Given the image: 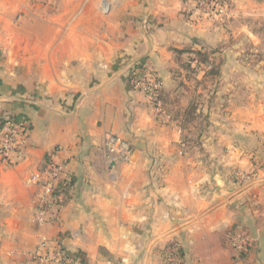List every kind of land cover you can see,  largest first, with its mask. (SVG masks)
Segmentation results:
<instances>
[{
	"label": "crops",
	"instance_id": "crops-1",
	"mask_svg": "<svg viewBox=\"0 0 264 264\" xmlns=\"http://www.w3.org/2000/svg\"><path fill=\"white\" fill-rule=\"evenodd\" d=\"M226 4L223 25L189 0H0V121L13 114L30 128L24 159L0 158V264H49L33 256L45 240L76 264H166L171 254L175 264H264V31L250 25H264V0ZM234 25L263 65L225 57L245 65L224 72L229 100L203 109L206 130L191 142L170 105L134 86L133 66L170 96L177 52L232 49ZM109 134L131 144L130 160L108 162ZM50 154L71 180L59 219L41 226L30 178ZM239 229L255 239L242 258L227 239Z\"/></svg>",
	"mask_w": 264,
	"mask_h": 264
},
{
	"label": "built area",
	"instance_id": "built-area-1",
	"mask_svg": "<svg viewBox=\"0 0 264 264\" xmlns=\"http://www.w3.org/2000/svg\"><path fill=\"white\" fill-rule=\"evenodd\" d=\"M196 10H200L208 4H217L220 0H189ZM132 81L136 88L142 90L149 97L159 101V92L162 82L148 67L138 64L133 66ZM29 126L16 115H6L0 121V158L9 166L17 165L24 159L25 148ZM104 151L108 162L128 161L133 156L134 150L131 144L124 138L109 134L104 141ZM256 171L235 172L233 182L238 185H245L252 181ZM31 182L39 188L35 208V220L38 225H45L59 219L61 213L62 190L69 184L71 176L66 164L56 158L54 154L47 157L44 165L34 172L30 178ZM238 257L241 253H248L254 245L255 239L244 229L236 230L227 237ZM43 250L33 254L40 261L49 264H76L64 250L59 241L45 240ZM177 259L169 255L166 264H175Z\"/></svg>",
	"mask_w": 264,
	"mask_h": 264
},
{
	"label": "rangeland",
	"instance_id": "rangeland-1",
	"mask_svg": "<svg viewBox=\"0 0 264 264\" xmlns=\"http://www.w3.org/2000/svg\"><path fill=\"white\" fill-rule=\"evenodd\" d=\"M226 2L227 0H220L217 4H208V6L200 10H196V12L199 14V17L201 16L202 18L209 20L213 19L217 22H222L224 25L225 22H227L226 20L231 17L228 16L229 8L227 7ZM251 16L255 15H239L235 23L240 25L242 18H251ZM250 25L253 29L260 26V28L264 31V25L262 24L250 22ZM238 27L234 25L232 34L227 38V41H233L232 49L227 48L226 50V44L224 41L215 46L195 49L196 51L201 50L209 53V60L207 63L200 66L197 64L196 58H198V56L196 53H193L195 50H190L189 52L181 55V61L178 60L177 56V60L174 62V66L172 67V75L175 79H173V87L177 89L171 92L169 101L171 102L173 112H178L181 119L184 117L189 119L191 123L195 122L193 124H198L194 128L191 127V131L193 133L190 132L192 134L190 135L193 139L194 137L197 138V135L201 131L203 133L206 130L207 117L205 116L206 113L203 109H206V106L208 105H212L217 108V110L223 109L224 104L229 100V98H225V92H228L226 88H231L235 85V83L231 82V79L228 80V76L225 78L224 72L231 69L234 71H240L245 64L252 68L258 66L262 67L263 65L256 60L259 57L258 54L260 55V51H257L252 45L253 37L251 34L240 33L239 30H236ZM228 54L239 57L248 56L249 58L244 59L245 64L236 62L231 68L232 64L226 63L225 57ZM182 62L190 63L191 67H185L182 65ZM217 69V73H212V71ZM193 105L198 107V110L201 113L196 112L193 115H188L186 110L187 108L190 109ZM191 142H193V140H191Z\"/></svg>",
	"mask_w": 264,
	"mask_h": 264
},
{
	"label": "trees",
	"instance_id": "trees-1",
	"mask_svg": "<svg viewBox=\"0 0 264 264\" xmlns=\"http://www.w3.org/2000/svg\"><path fill=\"white\" fill-rule=\"evenodd\" d=\"M190 50H192V49H186V50H179L178 52H177V56H178V60H180V59H182L181 57V55H183L184 53H186V52H189ZM193 53H196V55L198 56V58H196V62H197V64L200 66V65H203L204 63H207L208 62V60H209V53L208 52H203V51H201V50H195V51H193ZM181 61V60H180ZM182 65H184L185 67H188V68H190L191 67V64L190 63H188V62H182ZM218 72V69L217 70H215V71H212V73H217ZM170 96H169V94H167V93H165L164 92V90H163V87L160 89V92H159V101L161 102V101H163V102H165V103H167L168 105H170L171 106V102L169 101L170 100V98H169ZM186 109V108H185ZM170 110H172V106L170 107ZM172 112H173V110H172ZM186 112H187V114L188 115H193L194 113H196V112H200L199 110H198V107H196V106H191L190 107V109H188L187 108V110H186ZM174 113V112H173ZM201 113V112H200ZM176 116H179L178 115V112L177 113H174ZM183 116V115H182ZM184 116H185V113H184ZM207 118H206V123H207V119H208V115L206 114L205 115ZM182 120L184 121V127H185V129L186 130H188V138L190 139V140H194V141H197V139L203 134L202 133V131L197 135V138H195L194 137V139L193 138H191L192 136V134L190 133V132H192L191 131V127L192 128H194L195 126H197L198 124L196 123V124H193V123H195V122H192L191 123V121L189 120V119H186V118H182ZM193 133V132H192ZM191 134V135H190ZM260 169H264V162H261L260 164H259V166H258ZM248 253H241V255H240V257L242 258V257H245L246 255H247Z\"/></svg>",
	"mask_w": 264,
	"mask_h": 264
}]
</instances>
